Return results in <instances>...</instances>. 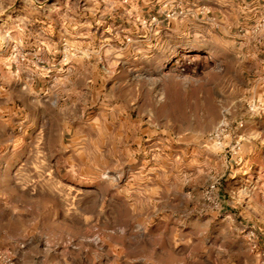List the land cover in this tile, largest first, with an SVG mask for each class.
Wrapping results in <instances>:
<instances>
[{"label":"rangeland","instance_id":"rangeland-1","mask_svg":"<svg viewBox=\"0 0 264 264\" xmlns=\"http://www.w3.org/2000/svg\"><path fill=\"white\" fill-rule=\"evenodd\" d=\"M234 39L258 61L237 62ZM0 65L31 68L51 116L32 114L26 148L23 116L19 153L0 163L13 168L0 171V250L15 264H192L224 241L223 209L201 198L213 181L223 206L250 199L230 241L258 263L264 0H0Z\"/></svg>","mask_w":264,"mask_h":264},{"label":"crops","instance_id":"crops-1","mask_svg":"<svg viewBox=\"0 0 264 264\" xmlns=\"http://www.w3.org/2000/svg\"><path fill=\"white\" fill-rule=\"evenodd\" d=\"M248 8V9H247ZM251 10L249 6L246 4V11L245 15H250ZM248 13V14H247ZM251 15H253L251 13ZM237 26V25H236ZM253 43V45H250ZM257 43L261 42H249L247 43V47L250 48H257ZM232 47L238 48V51L235 54L237 58V62L246 60L245 57L248 59H253L252 61L257 62L258 57L253 52L243 53L239 48L243 47V44H239V42L234 39ZM262 46V44H260ZM259 46V47H260ZM256 52V51H255ZM251 57V58H250ZM253 62V64H254ZM260 63V62H259ZM257 64V63H256ZM35 79L34 74L31 68L22 69L20 76L13 77L10 70H5L3 65H0V163L2 164L3 160L7 158L9 154H18L19 150L17 148V139L14 136V130L17 128V125L20 123L23 116H25V121L31 122V116L34 114L36 117H41V120L45 119L46 125L49 126V122L51 119L50 113L47 111L46 104L39 103L37 97L35 95L36 87H35ZM47 117H49L47 119ZM33 128L29 132V136H24L23 141V148L27 146H31L33 143L32 134L36 131L38 126V120H33L30 123V127ZM3 159V160H2ZM13 169L12 167L6 166L3 163V166L0 167V171L5 173V171ZM12 171V170H11ZM2 173V174H3ZM242 174H245L250 178L251 173L249 170H243ZM14 189H17V185H11ZM5 185L2 184V188ZM16 199H14L15 201ZM16 202V201H15ZM223 206V215L225 218L223 222L227 225L225 230L221 234L224 241L222 243L217 242L213 247L211 255H202V257H196L194 252H189L188 254L189 259L191 260L192 264H249L254 259L251 256L246 248L242 245H239V240L237 243L235 241L230 240H237L240 238L239 232L244 228V224L246 221L242 217H245L246 209L250 203V199L241 198L229 202H224ZM238 207L237 209H235ZM241 208V210H240ZM235 209V210H233ZM214 219V218H213ZM235 233L237 235H235ZM25 254H23L24 256ZM206 259L204 260V258ZM147 258V255L142 254L136 260L144 261ZM180 264V261L177 263Z\"/></svg>","mask_w":264,"mask_h":264},{"label":"built area","instance_id":"built-area-1","mask_svg":"<svg viewBox=\"0 0 264 264\" xmlns=\"http://www.w3.org/2000/svg\"><path fill=\"white\" fill-rule=\"evenodd\" d=\"M221 190L222 186L218 181L210 182L203 188L201 198L204 206L210 212H220L223 209V199L220 194ZM247 242L249 252L251 254H256L258 257L257 264H264V251H259L257 234L254 232H248ZM0 264H15V259L10 252L0 250Z\"/></svg>","mask_w":264,"mask_h":264}]
</instances>
